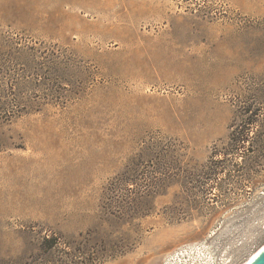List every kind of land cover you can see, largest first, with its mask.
<instances>
[{
	"label": "rangeland",
	"instance_id": "obj_1",
	"mask_svg": "<svg viewBox=\"0 0 264 264\" xmlns=\"http://www.w3.org/2000/svg\"><path fill=\"white\" fill-rule=\"evenodd\" d=\"M263 245L264 0H0V264Z\"/></svg>",
	"mask_w": 264,
	"mask_h": 264
},
{
	"label": "trees",
	"instance_id": "obj_2",
	"mask_svg": "<svg viewBox=\"0 0 264 264\" xmlns=\"http://www.w3.org/2000/svg\"><path fill=\"white\" fill-rule=\"evenodd\" d=\"M16 114H18V112L17 113L16 112H13L12 115H8V116L12 117V116H14ZM118 208L119 209H118V211L116 213H112L113 214L112 216L115 217V218H117V219H118L119 216H121L123 214V211H124V208H121V207H118ZM46 243H47V249L49 251H53L57 247V240L55 238H51L49 240H46ZM94 263L95 262L92 259L90 261L89 260L88 261H84V262H82L80 264H94ZM70 264H78V263L71 262Z\"/></svg>",
	"mask_w": 264,
	"mask_h": 264
},
{
	"label": "water",
	"instance_id": "obj_3",
	"mask_svg": "<svg viewBox=\"0 0 264 264\" xmlns=\"http://www.w3.org/2000/svg\"><path fill=\"white\" fill-rule=\"evenodd\" d=\"M246 264H264V247H262L255 255V257Z\"/></svg>",
	"mask_w": 264,
	"mask_h": 264
},
{
	"label": "bare ground",
	"instance_id": "obj_4",
	"mask_svg": "<svg viewBox=\"0 0 264 264\" xmlns=\"http://www.w3.org/2000/svg\"><path fill=\"white\" fill-rule=\"evenodd\" d=\"M262 247H264V245L263 246H261L257 251H255L243 264H246V263H248V262H250L254 257H255V255H256V253L262 248Z\"/></svg>",
	"mask_w": 264,
	"mask_h": 264
}]
</instances>
